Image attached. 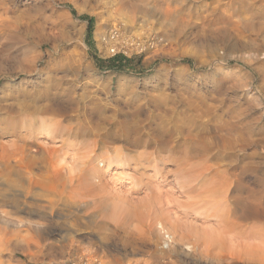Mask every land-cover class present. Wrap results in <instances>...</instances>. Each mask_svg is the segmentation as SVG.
<instances>
[{"label": "rangeland", "instance_id": "obj_1", "mask_svg": "<svg viewBox=\"0 0 264 264\" xmlns=\"http://www.w3.org/2000/svg\"><path fill=\"white\" fill-rule=\"evenodd\" d=\"M2 1L16 21L0 32V153L31 136L29 104L51 106L56 114L38 113L82 127L70 138L82 144L66 152L83 157L103 138L90 154L105 186L87 211L95 197L67 187L59 203H83L43 212L17 208L19 192L0 184V202L13 210L0 215V264H264L201 258L162 229L176 222L199 244V234L264 242V0L250 8L246 0ZM32 137L61 143L47 131ZM185 172L210 181L188 192ZM155 193L162 198L151 213L134 212ZM211 193L234 202L228 221L222 204L206 200ZM22 214L38 222L23 227ZM171 241L180 252H169Z\"/></svg>", "mask_w": 264, "mask_h": 264}, {"label": "bare ground", "instance_id": "obj_2", "mask_svg": "<svg viewBox=\"0 0 264 264\" xmlns=\"http://www.w3.org/2000/svg\"><path fill=\"white\" fill-rule=\"evenodd\" d=\"M246 1H245V4L247 5L248 8H250V5H251L250 0H246ZM7 4L5 5L3 3V1L0 0V32H2V33L8 31V29L11 27H14V25H15L14 21H16V20L10 19L9 13H8L10 11H9ZM150 12H151V10H150ZM36 25H39V24L35 23V27H37ZM35 27L33 26V28H35ZM97 28H99V27H97ZM4 30H6V31H4ZM34 31H35V29H34ZM37 31H40V30H37ZM98 33H99V31H98ZM28 67H30V66H28ZM28 67H23V68H24V70H27V71L33 70L32 68H28ZM77 68H79V67H77ZM68 103H71V101L69 99L62 101V104L64 106ZM78 103L79 102H77V104ZM75 106H77V105H75ZM78 106H79V104H78ZM30 108H34L33 109L34 111L28 112V113L25 112V113L28 115H34V116H32L28 120H26L25 124L26 125H32V127L29 131V134L31 136L28 137L26 135H23L22 139L24 140V142L22 144H19V145L18 144H12L11 149L8 150L9 155H5V154L0 153V184L7 186L5 188H7L8 191L19 192V195L15 196V197L18 196L17 202H15L17 208H20V206H21L22 208L24 207L25 210H29V211H31V210L32 211L42 210L43 212L44 211L56 212L58 210H61L62 212H66V211L67 212H69V211L74 212L71 208L73 206H78L79 203H81L82 201L70 202L69 205L72 204L70 206L68 205V203L65 204V202H64V204L66 206H63V203H61V204L59 203V202L63 201V198H62L63 196H69L70 193H72V192H69L67 187L71 188V190L72 189L76 190L77 188L81 189L84 192H86L88 195H90L91 197H95L94 199H92L90 201H86V204L83 206L84 210L87 211V210L95 207L96 206L95 205L96 199H98L96 197L100 196V194H102V191H104L103 186H105V185L102 183V179H101L99 170L96 169L95 165L93 164V162L95 161L94 156H96L97 154H95L94 156H91L90 153H91V151H92V153H93V151L95 153L98 152V149L100 148V144L102 143L103 138H101V139L99 138V140L95 141L92 149L89 152H87L83 157L79 156L80 153L73 155L69 151L66 152V149L70 146H73V142H79L80 144H82V142L80 140H72V141L70 140L71 137L77 138L79 136V134L82 133V130H81L82 127L77 125L76 128L71 129V128H68L67 126L63 125L62 121H60V120L55 121V118L53 116H44L41 113H38L41 111H45V113H48L51 115L56 114L57 111L52 109L51 106L45 107L44 105L36 106L33 104H29L28 109H30ZM40 109H41V111H39ZM37 115L44 116V117H41L42 118L41 119V125L39 128H36L33 125L34 122L36 121L35 116H37ZM25 124H23V125H25ZM52 130H53V133L51 132ZM43 131H47V132L51 133L53 138L57 139L58 141H61V143L58 146H41V145L37 144L35 138L32 136L35 132L40 133ZM0 148H2V147H0ZM69 158H72L73 162H75V163L68 162ZM188 158L190 160H192V158L189 156V154H188ZM56 161L58 163H57V166H55V168H54ZM102 161H104V160L102 159ZM186 163L189 164L188 162H186ZM38 165H40L41 168L44 169L45 174L38 175L32 171V169H34ZM17 166H20L19 170L16 169ZM183 166L180 165L179 167H183ZM206 169H208V168H206ZM47 171H49V173ZM53 171H55V173ZM191 171H193V170H191ZM179 173L182 174L181 168H179L176 171L175 176H178ZM191 174H192L191 180H193V181H191L190 183H188L186 185L188 192H193L196 189L197 185L200 184V182H204L203 185H206L210 181V179H204V178L199 180V177H197L198 175H195V172H191ZM191 174H188L187 172H185L183 175H189L190 176ZM14 175L17 177H15ZM51 178H55V179L61 178L62 182L57 184L56 182L51 181ZM57 180L60 181V179H57ZM195 180L197 181V184L192 185L195 182ZM198 180H199V182H198ZM7 190L5 189V190L1 191V189H0V196H2V197L6 196ZM52 193H53V195H54V193H56L58 195L61 194V197L55 201L51 197ZM78 194H79V192H78ZM58 195H57V197H58ZM191 195H193V194H191ZM81 196H83V195L81 194ZM216 196H217L216 193H214V194L211 193L206 200H208V203L212 202L216 206V208L220 207L219 205L222 204L223 209L221 208L220 215L225 216L224 222L228 221L227 220V218H229L228 216L229 215H235V213H236L234 207H232L234 202L229 200V198L223 197V199H221L219 197L216 198ZM102 197H101V200H99V202L103 205L106 198L104 196H102ZM161 198H162L161 195H157V193H155L152 197H150V198L146 199L144 202H142V204H139L138 207H135L137 209L134 212L140 214L141 211L143 210L144 212H146V214L148 212L151 213L153 211V209H155V207H156V202H160ZM42 201L43 202L45 201L46 203H42ZM67 202H68V200H67ZM17 203L20 205H17ZM12 211H13L12 209L7 207L6 202H4V201L0 202V215L1 216L9 214ZM130 211H131V208L129 206H127L126 212L130 213ZM142 215L145 216V213ZM213 217H214V215H213ZM37 222L31 221L30 218H28V216L26 214H22V216L19 218V225H21L23 227H27V228L28 227L30 228L31 225H33V224L36 225ZM159 224H160V222H159ZM147 227H149V226L147 225L146 229H147ZM165 228H167L169 230L172 241L181 242L183 244V246L188 245L189 247L192 248V250L194 252H198V254L201 258H209V259L210 258L211 259L217 258V259L222 260V259L230 256L232 258L233 257L234 258H240V259H243L246 261L264 262V242L258 241V242L251 243V242H247L248 241L247 240L246 242L245 241H243L241 243L234 242L232 245H227L226 240L222 241V239L220 237L221 234L219 236L220 238L216 235H201L200 236V234H199L197 236L200 239H203V241H204L203 242L204 244H199L197 242L188 241L187 238H188V235H190L191 231H188V232L180 231L181 227L176 222H174V224H172L170 227H168L166 224L162 223V229L165 230ZM160 229H161V226H160ZM149 230H147V231H149ZM149 233H150V231H149ZM150 235H151V233H150ZM170 235H169V237H170ZM199 238H197V239H199ZM25 240L26 239H24V241ZM28 245L30 246V244H28ZM169 245L171 246L169 249V252L177 253V252L181 251V247H182L181 245H178L176 243H173V245L172 244H169ZM191 248H190V250H191ZM164 250H166V249H164ZM166 255H167V253H166ZM84 256H86L88 258H94V259L101 257L97 252H90L89 250H87V252H85ZM246 263L248 264V262H246Z\"/></svg>", "mask_w": 264, "mask_h": 264}]
</instances>
